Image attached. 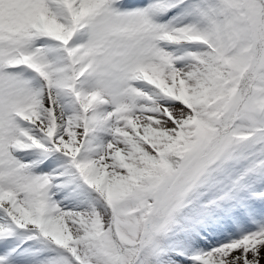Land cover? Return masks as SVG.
Masks as SVG:
<instances>
[{
  "label": "snow or ice",
  "instance_id": "1",
  "mask_svg": "<svg viewBox=\"0 0 264 264\" xmlns=\"http://www.w3.org/2000/svg\"><path fill=\"white\" fill-rule=\"evenodd\" d=\"M0 264H264V0H0Z\"/></svg>",
  "mask_w": 264,
  "mask_h": 264
}]
</instances>
